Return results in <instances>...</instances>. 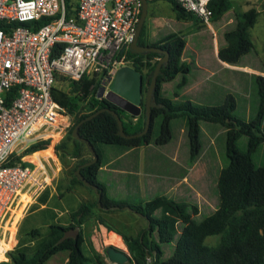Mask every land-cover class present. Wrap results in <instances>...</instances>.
Instances as JSON below:
<instances>
[{
  "label": "trees",
  "instance_id": "obj_1",
  "mask_svg": "<svg viewBox=\"0 0 264 264\" xmlns=\"http://www.w3.org/2000/svg\"><path fill=\"white\" fill-rule=\"evenodd\" d=\"M153 0H147V3ZM166 1L177 20H199L191 12L182 9L174 0ZM66 16L74 15L76 0H65ZM249 4L248 1L245 2ZM207 8L211 12L210 21L216 20L231 8L230 0H208ZM253 6L238 11L233 10L236 20L232 29L223 33L226 45L217 50L219 60L235 63L239 57L252 48L248 29L257 16ZM140 14V13H139ZM43 19V18H42ZM12 24V23H11ZM14 24V23H13ZM6 26L0 21V28ZM136 43L158 47L167 53L155 77L149 107V125L145 133L138 136H120L117 134L114 111L121 120L125 135L139 132L144 124V108L134 121L122 109L110 101L97 97L99 82L102 75H82L78 81L64 82L61 88L53 86L52 99L71 115V123L67 127L65 139L54 145L57 156L64 155L78 159L74 167L73 182L81 183L75 174L78 173L89 184L95 186L99 193L97 206L94 201L79 202L73 209L67 210L65 217L57 216L48 204L49 189H45L30 205L32 211L40 204L35 215L39 226L23 228L26 215L21 219L17 231L16 242L7 252V259L0 264H44L53 254L66 250L65 264H87L89 256L83 252L85 237L82 226L87 217L93 215V208L107 212L111 207L126 208L131 213L142 217L145 226L135 236H129L106 223L100 215L95 220L107 229L117 233L123 240L130 259L126 264H264V77L254 76L257 95V105L254 115L249 120H243L233 115L235 100L232 94H225L223 102L218 105H194L188 99L174 104L161 95L160 85L181 74L176 89L186 82L189 66L179 61L184 40L181 33H171L157 42L147 43L145 40V25L142 23ZM264 54V48H263ZM161 52H134L128 49L125 58L129 59L130 67L142 76V91L145 92L153 67ZM145 70L142 74V70ZM64 78L57 75L56 81ZM91 117L93 112L101 109ZM88 117V118H87ZM158 118L156 131L153 132V120ZM184 118L186 121V136L189 160L198 154L200 142L198 138V122L206 121L220 124L225 128L224 157L226 164L220 168L216 179L217 205L209 214L199 220L193 218L197 214L195 204L176 201L166 195H154L149 199L136 203L117 202L107 198L104 185L96 178L97 169L101 164L99 144H116L127 147L144 146L150 141L160 145L171 138L169 123L172 119ZM78 123L76 134L72 137L71 130ZM155 133L154 136L152 134ZM245 138L243 149L238 148L239 137ZM83 141H87L93 150L94 160L82 157ZM47 140L36 141L28 146L25 152H31L44 147ZM86 147V145H85ZM87 148V147H86ZM261 148V162L254 160L255 152ZM92 189V188H91ZM172 218L180 224L176 233L172 227ZM41 226V227H40ZM72 231V234H69ZM207 236H217L216 242H204ZM162 245H171L167 257H162ZM95 264H106L100 255L91 249Z\"/></svg>",
  "mask_w": 264,
  "mask_h": 264
},
{
  "label": "built area",
  "instance_id": "obj_2",
  "mask_svg": "<svg viewBox=\"0 0 264 264\" xmlns=\"http://www.w3.org/2000/svg\"><path fill=\"white\" fill-rule=\"evenodd\" d=\"M64 1L0 0V261L16 242L18 217L58 171L54 145L71 115L52 99L56 76L64 83L102 75L104 93L126 66L141 8L139 0H76L66 16ZM174 1L210 21L208 0ZM41 140L44 147L25 152Z\"/></svg>",
  "mask_w": 264,
  "mask_h": 264
},
{
  "label": "crops",
  "instance_id": "obj_3",
  "mask_svg": "<svg viewBox=\"0 0 264 264\" xmlns=\"http://www.w3.org/2000/svg\"><path fill=\"white\" fill-rule=\"evenodd\" d=\"M154 1L156 2L158 0L149 1L147 3L148 9L150 6L149 3L151 4V2ZM246 1L249 2L248 5L245 4ZM251 4L253 5L250 0H237L235 5L231 2V8L229 10L224 12L220 18L211 20L207 24L199 22L196 19H174L175 21L167 23L163 18L157 16L150 17L151 15H149V13L146 15V17L148 16V20L145 26L151 37L150 40L146 39L147 43L157 42L171 33H181L184 40L179 61L189 66V72L185 75L186 82L176 89L175 86L181 79V74H176L172 79L162 82L160 85L162 96L167 97V95L172 94L173 97L170 100L174 104L188 99L194 105H204L219 103L223 100L227 92H231L238 101L234 112L239 111L243 116L238 118L249 120L254 115L257 105L254 76L260 74L264 77V54L257 53L251 41L253 48L248 53L241 55L235 63L224 62L217 57V50L226 45L223 33L232 29L235 25L236 20L233 15V10L241 11ZM261 4L264 6V0H259V2L256 3V7L259 8ZM263 48L264 45L262 50ZM144 72L145 70L143 69L142 74H144ZM141 95L143 104V91ZM155 119L153 120V130L155 125L157 127L159 121L158 118L157 121ZM131 120L134 121L135 119L131 118ZM199 122L198 138L200 149L192 161L189 160L188 155L186 121L184 118H176L170 121L171 138L164 144L157 145L154 144L153 141H150L147 145L135 147L116 144H99L101 164L97 169L96 178L104 185L106 196H111V194L104 181L107 182L110 180L114 181L115 187L116 184H123V189L128 191V188L131 187L140 195L147 196V199L154 195L162 194L176 201H185L195 204L192 200V196L189 194H186V197L184 195L176 196V191L181 192L177 187L180 184H188V180L191 182V174L194 172L191 173L190 171L194 168L196 163H198L200 157H213V153L217 149L219 165L213 167L214 171L213 174H211L213 175L212 190L216 197V207V179L220 168L226 164V159L224 157L225 128L217 123L203 121L206 122L207 125L204 126L202 130L207 132L209 136L208 140L203 144V140L200 139ZM261 126L264 130V117ZM154 135L155 133L152 134V136ZM220 137H222L223 146L221 145ZM207 144L208 147H206ZM244 145L245 138L241 136L237 140V146L241 149L244 148ZM98 176H101L103 180L99 179ZM121 190L122 189H119L117 192ZM42 206L43 205L40 204L38 208L29 211L26 218L39 212L38 209ZM51 207L54 209L57 216H61L62 214L66 216L67 210H57L56 207ZM196 215L193 216L195 220H199L205 216L203 215L199 217V219H196ZM23 216H25V214ZM39 225L40 223L36 216V218L32 220L31 226ZM67 253L66 250H60L51 255L44 263L55 258L57 255H61L63 264H65Z\"/></svg>",
  "mask_w": 264,
  "mask_h": 264
},
{
  "label": "rangeland",
  "instance_id": "obj_4",
  "mask_svg": "<svg viewBox=\"0 0 264 264\" xmlns=\"http://www.w3.org/2000/svg\"><path fill=\"white\" fill-rule=\"evenodd\" d=\"M74 0H72L73 2ZM253 6L257 10V16L255 19V22L253 25L248 29L250 39L253 42L257 53H263L262 47L264 45V6L261 4L260 7H256V3L259 2V0H250ZM233 5L237 2V0H231ZM255 2V3H254ZM149 9L146 6V14L143 20L144 25H146L148 16L146 15L149 13L151 15L150 17L157 16L159 18H163L165 22H171L175 21L173 11L170 7V5L164 1V0H158L149 3ZM247 8V6L245 7ZM150 40L151 37L149 36V32L146 30L145 26V40ZM124 65L128 66L130 65L129 59L124 62ZM65 84L61 83V81H56L55 86L57 87H63ZM226 94H231V92H227ZM233 96V94H232ZM169 99H171L173 96L172 94L167 95ZM235 107L238 104V101L235 96ZM224 99V98H223ZM223 100L216 104H204V105H218L221 104ZM240 103V102H239ZM234 107V109H235ZM233 115L236 117H243L239 111L234 112ZM157 121V118L155 119ZM200 139L203 140V144L205 141L208 140L209 136L207 132H204L202 128L206 126V122L200 121ZM156 131V125L153 130V132ZM66 133L62 136V139H64L65 142H67V139H65ZM221 141V145L223 146L222 137L219 138ZM61 140V139H60ZM59 140V141H60ZM58 141V142H59ZM208 147V144L206 145ZM212 147V146H210ZM243 149V148H241ZM88 149L85 147V145H82V157L88 158ZM61 156H57V163H58V171L56 172L54 179L52 181L51 186L49 187V197H48V204L50 206L56 207L58 210H69L73 209L79 202L84 201H94L95 199V193L90 187H86L83 184L73 182L72 178L74 176V167L78 163V159L68 157L64 155L63 151H61ZM254 160L256 163H260L261 158V148H258L255 152ZM180 162V161H179ZM215 165H219V157L217 154V149L213 153V157L211 156H202L200 157L198 163L194 166V168L190 171L191 173V182L189 180L187 181L188 184L179 185L177 188L181 190V192L176 191V196H182L184 195L186 197V194H189L192 196V200L196 204L197 207V215L195 216L196 219H199V217L208 214L210 211H212L215 207L216 203V197L213 192V167ZM99 179L103 180L101 176H98ZM98 180V179H97ZM107 185V189L109 191L110 195H107V198L113 201L117 202H126V203H136L138 200H146L148 197L144 195H140L137 193L135 189L128 188V191L123 189V184L119 185L113 183L114 181L108 180L107 182L104 181ZM110 183V184H109ZM192 188V189H191ZM119 189H122L120 192ZM128 192V193H127ZM128 195V196H126ZM29 208H26L25 211L21 213V217L25 214L27 215L29 213ZM96 215H100L103 220L111 225L113 229H117L121 231L124 234H127L129 236H135L136 233L145 226V220L137 216L130 211H128L126 208L122 209H116L115 207H112L107 212H102L97 208H93V215L86 218V220L83 223L82 226V232L85 237L84 245L82 246L83 252L89 256V261L87 264H95L93 261L91 249L97 252L100 257L103 259V261L106 264H113L108 262L105 255V247L109 245H114L115 247L127 251V248L122 240V238L113 231H107L105 227H103L101 224H98L95 220ZM65 214H62L61 217H64ZM18 217V221L16 222L17 227L20 222V218ZM36 218V215H31L27 217L23 223V228L27 229L32 225V220ZM41 227V226H40ZM172 227L174 231L177 233L180 228V224L178 223V220L176 218H172ZM69 234H72V231H70ZM16 235V234H15ZM217 236H207L204 240L207 244H213L216 242ZM171 245H162L163 249V255L162 257H167L170 253ZM130 255V254H129ZM5 254L3 250L0 251V258H4ZM7 259V258H6ZM5 260V259H2ZM44 264H63V260L61 258V255H57L55 258L50 259ZM126 264V263H125Z\"/></svg>",
  "mask_w": 264,
  "mask_h": 264
},
{
  "label": "water",
  "instance_id": "obj_5",
  "mask_svg": "<svg viewBox=\"0 0 264 264\" xmlns=\"http://www.w3.org/2000/svg\"><path fill=\"white\" fill-rule=\"evenodd\" d=\"M141 3L140 8V14L138 17L135 33L133 36L132 41L130 42V49L134 52H146V51H155V52H161L163 55L159 57L153 67L151 77L149 80V83L146 87V90L144 92V101H143V108H144V124L142 129L134 134L125 135L122 129L121 120L117 116V114L110 110V113L115 117L116 123H117V134L120 136H138L143 133H145L148 129L149 125V107L152 105V102L150 101L151 93L155 84V77L159 70L160 65L167 60V53L166 51L158 48L153 47L150 45H138L136 43V39L140 30V27L143 23L145 14H146V6H147V0H139ZM104 88L100 87L97 93L98 97H102L111 103H113L118 108L122 109L124 112L131 116H137L140 113L139 104L141 102V93H142V76L139 72L133 70L129 66H120L117 68L114 77L112 78L110 85L108 89L103 93ZM101 109L93 112L88 117L93 116L97 112H99ZM87 117V118H88ZM78 126V123L74 125V127L71 130L72 137L79 139V137L76 134V128ZM89 150V152L93 155V150L91 145L87 141H83ZM94 155L91 160L84 162L82 165L90 163L92 160H94ZM76 176L80 179L81 183L86 186L92 188L93 192L96 196V204L99 207V193L95 186L89 184L81 175L78 173V168L75 169ZM112 208V207H111ZM116 208V207H115ZM105 255L108 262L113 264H125L129 259L130 255L129 252H124L121 249H117L112 246H106L105 247Z\"/></svg>",
  "mask_w": 264,
  "mask_h": 264
},
{
  "label": "flooded vegetation",
  "instance_id": "obj_6",
  "mask_svg": "<svg viewBox=\"0 0 264 264\" xmlns=\"http://www.w3.org/2000/svg\"><path fill=\"white\" fill-rule=\"evenodd\" d=\"M141 97H142V95H141ZM142 107H143V104H142V98H141V102H140V104H139V108H140V113L142 112ZM139 113V114H140ZM129 115V114H128ZM129 116H131V115H129ZM138 116V115H137ZM137 116H131L130 118H132V119H136V117Z\"/></svg>",
  "mask_w": 264,
  "mask_h": 264
},
{
  "label": "bare ground",
  "instance_id": "obj_7",
  "mask_svg": "<svg viewBox=\"0 0 264 264\" xmlns=\"http://www.w3.org/2000/svg\"><path fill=\"white\" fill-rule=\"evenodd\" d=\"M109 246H112V247H115L114 245H109ZM115 248H117V247H115ZM117 249H119V248H117ZM1 251V250H0ZM122 251H124V250H122ZM125 252V251H124ZM127 253V252H126Z\"/></svg>",
  "mask_w": 264,
  "mask_h": 264
}]
</instances>
